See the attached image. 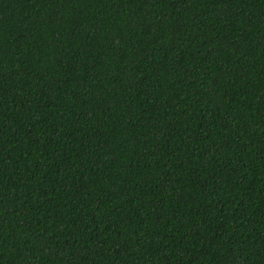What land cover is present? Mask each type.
<instances>
[{
	"label": "trees",
	"instance_id": "trees-1",
	"mask_svg": "<svg viewBox=\"0 0 264 264\" xmlns=\"http://www.w3.org/2000/svg\"><path fill=\"white\" fill-rule=\"evenodd\" d=\"M0 264H264V0H0Z\"/></svg>",
	"mask_w": 264,
	"mask_h": 264
}]
</instances>
